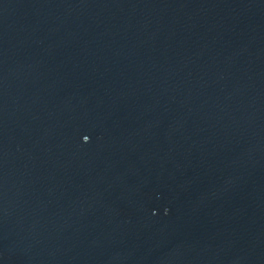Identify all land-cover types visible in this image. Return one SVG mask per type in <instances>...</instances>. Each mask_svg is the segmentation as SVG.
<instances>
[{"label": "water", "instance_id": "95a60500", "mask_svg": "<svg viewBox=\"0 0 264 264\" xmlns=\"http://www.w3.org/2000/svg\"><path fill=\"white\" fill-rule=\"evenodd\" d=\"M0 264H264V0H0Z\"/></svg>", "mask_w": 264, "mask_h": 264}, {"label": "snow or ice", "instance_id": "6c2138e0", "mask_svg": "<svg viewBox=\"0 0 264 264\" xmlns=\"http://www.w3.org/2000/svg\"><path fill=\"white\" fill-rule=\"evenodd\" d=\"M85 139H87V137H85Z\"/></svg>", "mask_w": 264, "mask_h": 264}]
</instances>
